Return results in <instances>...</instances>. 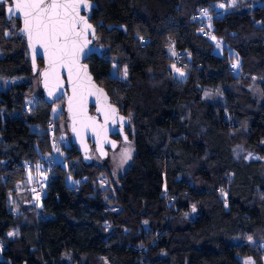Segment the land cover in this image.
<instances>
[{"label":"trees","instance_id":"1","mask_svg":"<svg viewBox=\"0 0 264 264\" xmlns=\"http://www.w3.org/2000/svg\"><path fill=\"white\" fill-rule=\"evenodd\" d=\"M92 1L98 9L91 21L105 50L87 62L131 119L134 161L119 179L108 174L117 208L111 210L94 186L103 169L83 163L67 142L63 105L61 114L46 104L25 115L19 100L25 84L2 93L0 264H242L240 257L264 264V100L249 91L257 79L264 97V0L252 10L232 8L231 0ZM12 22L0 6V78L34 77L24 39L7 36ZM204 31L235 53L237 71L234 56L217 55ZM114 54L123 55L125 85L110 77ZM182 61L189 70L183 81L171 67ZM210 89L222 100L205 99ZM50 122H57L53 135ZM241 140L258 160L236 156ZM54 143L67 162L52 171L40 215L27 213L13 200L14 186L34 173L40 155L52 154ZM66 177L81 185L72 189Z\"/></svg>","mask_w":264,"mask_h":264},{"label":"water","instance_id":"2","mask_svg":"<svg viewBox=\"0 0 264 264\" xmlns=\"http://www.w3.org/2000/svg\"><path fill=\"white\" fill-rule=\"evenodd\" d=\"M88 3L90 7L87 9L82 7L80 15L87 19L95 32L93 34L91 29L88 31L85 36V40L88 42L81 41L83 48L77 54L78 63L71 77L77 82L75 98L73 85L69 83V73L66 68H57L59 82L54 76L49 75L46 86V78L42 74L50 71L47 54L38 43L33 42L30 46L26 33L21 31L24 28L23 14L15 11L9 14L8 8L12 6V0H7V3L0 4V6L5 7L8 22L13 20L20 22L17 37L24 39L26 43L32 75L39 80L41 97L49 106L63 101V112L68 121L71 145L77 149L83 163L92 164L94 152L101 160H105L109 150L112 152L118 150L120 142L116 139L117 136H120L123 143H130L127 129L131 119L121 113L120 108L113 103L107 90L95 80L91 73L87 61L94 56L102 57L105 48L99 44L97 27L91 21L98 5L92 0H88ZM40 62L42 66H40ZM89 77L91 78L90 81ZM112 109L116 111L113 113ZM93 149L95 150L93 151Z\"/></svg>","mask_w":264,"mask_h":264},{"label":"rangeland","instance_id":"3","mask_svg":"<svg viewBox=\"0 0 264 264\" xmlns=\"http://www.w3.org/2000/svg\"><path fill=\"white\" fill-rule=\"evenodd\" d=\"M252 5H243L240 3L239 0H231L229 2V6L232 8H237L241 10H252L255 6L259 4V0H251ZM207 13V12H206ZM205 15V14H204ZM211 15L207 13L204 16V19L206 20V23H208V26H210V19ZM18 26L16 20H14L10 24V29L7 32L8 37H17V32H18ZM211 41L215 45V53L219 56L223 55L224 52L228 51L230 55L234 56V61L232 62L233 64H238V67H235L234 69L237 71L240 65V60L238 57L235 56V53L229 49L224 40L220 39L218 37L212 36ZM171 55L176 57V53L171 49ZM3 56V52L0 50V58ZM123 55H112L110 56L112 60V71H111V79L113 82L121 85H125L128 81V72L126 66H120V60L122 59ZM172 72L173 76L181 81L185 80L187 77V74L189 73V70L184 67L182 64H175L172 65ZM177 69L180 70V72H183L184 75H180V72L177 71ZM125 70H126V75H125ZM25 84L27 86V90L20 95L19 100H22L23 106H24V114L27 115L29 113H37L41 111L42 109L45 108L46 103L45 101H42L39 98L40 95V89H39V80L36 77H18V78H13V79H5V78H0V95L2 93H7L9 91L15 92L14 88L18 85ZM249 91L252 95V97L258 101L262 102L264 100V97L260 91L259 88V80L253 79V83L251 87L249 88ZM17 93V92H15ZM17 95V94H16ZM205 99L207 100H213V101H219L222 100V94L218 89H210L207 90L206 93L204 94ZM62 105L63 101L58 102L54 104V110L55 112L61 114L62 113ZM53 110V111H54ZM56 124L55 125H48V130L50 133H52V129L56 133ZM65 124H66V129H67V136L69 138L68 134V121L65 118ZM64 126V125H63ZM37 129V128H36ZM47 129V128H46ZM41 131V130H39ZM132 135L134 134V130L131 129ZM64 138V136H63ZM68 144L70 145L71 141L70 138L67 141ZM52 151V150H51ZM125 153H128L129 156H126ZM236 156L238 158H242L247 161L251 160H258L259 157L248 152L245 149V146L243 144V141L241 140L240 143L236 146L235 149ZM134 154H135V148L133 145H128L124 144L122 145L117 151L114 153H110V158L105 159L104 161L101 160L96 153L93 154V162L98 165L100 169H103V172L97 179V181L94 183V186L99 192H102L105 194L104 200L107 203V207L111 210H116V206L111 204V196L108 193L109 191V179L108 177L111 175L113 178L116 180L119 179L121 176L124 175L125 171L128 169L129 165L134 161ZM67 162V154L64 153L63 151H59L58 154L56 155L54 153V149L52 151L51 155H40L38 157V160L35 161V169L34 173H31L32 175L26 179L23 183H18L14 186V191L12 194L13 200L15 203H17V206L24 207L25 211L27 213H35L37 216H39L40 212L39 210L41 209L40 201L35 197L33 188L35 186L41 185L42 189L45 190L47 187V182L49 180L50 175H52V171L56 167H60L65 165ZM37 165H39V168H37ZM105 167V168H103ZM70 173H72V170L70 167L68 168ZM198 171V170H197ZM196 171V172H197ZM195 172V173H196ZM110 174V175H108ZM72 175V174H71ZM67 184L72 188V189H77L79 185H81V182H75L72 178L66 177ZM26 184V185H23ZM195 215V211L193 209L191 212L186 213L184 216L188 219H192ZM10 233H13L14 235H9L8 237L13 239L14 237L17 236L16 231H12ZM250 242L252 244H256L255 240L251 239ZM261 247L264 249V243L261 244ZM69 258V257H68ZM242 264H254V261L250 258H239ZM84 261V260H83ZM99 263H94V264H107L105 261L100 260L98 261Z\"/></svg>","mask_w":264,"mask_h":264},{"label":"snow or ice","instance_id":"4","mask_svg":"<svg viewBox=\"0 0 264 264\" xmlns=\"http://www.w3.org/2000/svg\"><path fill=\"white\" fill-rule=\"evenodd\" d=\"M3 3H7V0H0V4ZM82 7L85 9L90 7L88 0H12V6L8 8L9 14L14 11L23 14L24 28L21 31L26 33L30 46L33 42L40 44L48 56L50 71L42 74L46 78V86L49 75L54 76L59 82L57 68H66L69 73V83L73 85L74 98L77 82L71 77L78 63L77 54L83 48L81 41L88 42L85 36L90 29L93 34L95 32L87 19L80 15ZM233 67H238V64H233ZM177 71L180 72L179 69ZM180 75L184 73L180 72ZM90 79L89 77V81ZM115 111L112 109L113 113ZM125 155L129 156L128 153ZM9 235L14 234L9 233Z\"/></svg>","mask_w":264,"mask_h":264},{"label":"built area","instance_id":"5","mask_svg":"<svg viewBox=\"0 0 264 264\" xmlns=\"http://www.w3.org/2000/svg\"><path fill=\"white\" fill-rule=\"evenodd\" d=\"M195 18H196V20L197 21H200L201 20V15H196L195 16ZM203 36L205 37V38H211L212 37V34L209 32V31H204L203 32ZM182 65H184V66H187V63L186 62H184V61H182V62H180ZM50 125H53V123L52 122H50ZM52 135L54 134V130L52 129V133H51ZM58 151H59V147H58V145L56 144V143H54V153H58ZM33 192H34V195H35V197L39 200L42 196H43V194H44V191H43V189L38 185V186H35L34 188H33Z\"/></svg>","mask_w":264,"mask_h":264},{"label":"flooded vegetation","instance_id":"6","mask_svg":"<svg viewBox=\"0 0 264 264\" xmlns=\"http://www.w3.org/2000/svg\"><path fill=\"white\" fill-rule=\"evenodd\" d=\"M116 139L120 142V145H119V148H120L123 142H122L120 136H117ZM119 148H118V149H119ZM94 150H95V149H93V151H94ZM94 153H95V152H94ZM94 153H93V154H94ZM110 153H114V152H112L111 150H109L108 158H107V159L110 158V157H109V156H110ZM107 159H106V160H107ZM103 161H104V160H103Z\"/></svg>","mask_w":264,"mask_h":264}]
</instances>
